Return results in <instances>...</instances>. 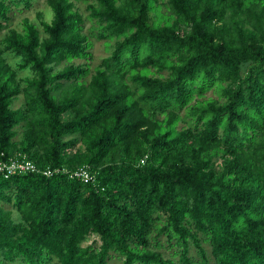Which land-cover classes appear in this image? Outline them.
I'll return each instance as SVG.
<instances>
[{
  "label": "trees",
  "instance_id": "obj_1",
  "mask_svg": "<svg viewBox=\"0 0 264 264\" xmlns=\"http://www.w3.org/2000/svg\"><path fill=\"white\" fill-rule=\"evenodd\" d=\"M34 1L0 0V162L36 167L0 169V264H264V0H44L12 27Z\"/></svg>",
  "mask_w": 264,
  "mask_h": 264
},
{
  "label": "rangeland",
  "instance_id": "obj_2",
  "mask_svg": "<svg viewBox=\"0 0 264 264\" xmlns=\"http://www.w3.org/2000/svg\"><path fill=\"white\" fill-rule=\"evenodd\" d=\"M76 8H78L83 14H85V2L83 0H74ZM40 12L43 15V18L49 20L51 18V11L49 7L45 4L44 0H36L34 1L33 5L28 9L18 10L13 13V17L11 20L10 25L17 29L21 28V20L23 17H27L28 19L34 21L37 26L41 29V25L39 23V19L37 17V13ZM91 25L89 20H85L84 22V30L87 31L89 26ZM3 33V32H2ZM1 33V34H2ZM92 46H91V55L90 59H75V62H83L86 61L90 67H93L95 64L99 62L101 57L105 56L109 52V47L106 46L103 40L92 39ZM7 59L11 63H14L15 58H13L10 54H7ZM29 74L28 71L20 72V75L24 76ZM89 75V74H88ZM212 91H208L206 95H212ZM22 96L20 95L18 98L15 99L13 105L19 106L22 103ZM89 242V240L87 241Z\"/></svg>",
  "mask_w": 264,
  "mask_h": 264
},
{
  "label": "built area",
  "instance_id": "obj_3",
  "mask_svg": "<svg viewBox=\"0 0 264 264\" xmlns=\"http://www.w3.org/2000/svg\"><path fill=\"white\" fill-rule=\"evenodd\" d=\"M5 169L7 172L11 173L15 170L23 171V170H34L36 167L33 163H31L29 160H13L11 162H0V169ZM44 173H50V169H45ZM75 174L82 175L85 179H87L89 176L87 175V172L84 169H79L75 171Z\"/></svg>",
  "mask_w": 264,
  "mask_h": 264
}]
</instances>
